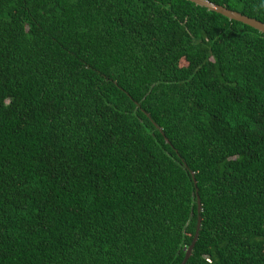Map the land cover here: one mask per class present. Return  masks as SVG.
Returning a JSON list of instances; mask_svg holds the SVG:
<instances>
[{
    "label": "trees",
    "instance_id": "trees-1",
    "mask_svg": "<svg viewBox=\"0 0 264 264\" xmlns=\"http://www.w3.org/2000/svg\"><path fill=\"white\" fill-rule=\"evenodd\" d=\"M199 215L186 264H264V32L189 0H0V264H181Z\"/></svg>",
    "mask_w": 264,
    "mask_h": 264
},
{
    "label": "water",
    "instance_id": "water-1",
    "mask_svg": "<svg viewBox=\"0 0 264 264\" xmlns=\"http://www.w3.org/2000/svg\"><path fill=\"white\" fill-rule=\"evenodd\" d=\"M189 1L194 2L195 4H197L199 6L205 7L210 11H214V12H217L219 14H222V15L228 17L229 19H233V20L243 22V23L259 30L260 32H264V22L257 19V18H253V17H250L248 15L242 14L236 10L230 9L224 5L217 4L211 0H189ZM198 209L200 212L201 211V202L199 200V197H198ZM201 222H202V218L199 215L195 237H194L193 242L191 243L190 247L188 248L186 255H185V258L181 262V264H186L187 260L189 259L190 255L192 254L194 245L197 241V238L199 236V232L201 229Z\"/></svg>",
    "mask_w": 264,
    "mask_h": 264
},
{
    "label": "rangeland",
    "instance_id": "rangeland-1",
    "mask_svg": "<svg viewBox=\"0 0 264 264\" xmlns=\"http://www.w3.org/2000/svg\"><path fill=\"white\" fill-rule=\"evenodd\" d=\"M184 63V62H183Z\"/></svg>",
    "mask_w": 264,
    "mask_h": 264
}]
</instances>
